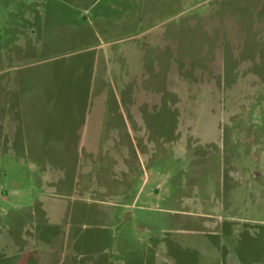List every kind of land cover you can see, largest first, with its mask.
Segmentation results:
<instances>
[{"label": "rangeland", "instance_id": "374dc122", "mask_svg": "<svg viewBox=\"0 0 264 264\" xmlns=\"http://www.w3.org/2000/svg\"><path fill=\"white\" fill-rule=\"evenodd\" d=\"M0 264H264V0H0Z\"/></svg>", "mask_w": 264, "mask_h": 264}, {"label": "crops", "instance_id": "0c3cea01", "mask_svg": "<svg viewBox=\"0 0 264 264\" xmlns=\"http://www.w3.org/2000/svg\"><path fill=\"white\" fill-rule=\"evenodd\" d=\"M10 87H12V86H10ZM10 87L9 88H7V89H5V96H6V104H5V107H6V112L9 110V107H11L12 105L8 102V99H7V97L9 96V95H11L13 92V90H11L10 89ZM9 92H11V93H9ZM12 96V95H11ZM11 101H12V99H10ZM11 105V106H10ZM88 108V107H87ZM7 114H6V118H7ZM89 117H90V115H89ZM6 118H5V124H4V127L6 128V131H8L10 128H9V125H8V122H7V120H6ZM8 134H7V136H6V138L7 137H9L8 135H9V131L7 132Z\"/></svg>", "mask_w": 264, "mask_h": 264}]
</instances>
